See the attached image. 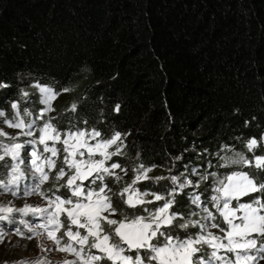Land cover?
Here are the masks:
<instances>
[{
  "label": "trees",
  "instance_id": "1",
  "mask_svg": "<svg viewBox=\"0 0 264 264\" xmlns=\"http://www.w3.org/2000/svg\"><path fill=\"white\" fill-rule=\"evenodd\" d=\"M77 77L76 94L53 112L69 119L60 127L122 134L123 154L108 164L118 162L127 173L115 169L121 179L106 177L113 192L132 183L140 163L154 166L152 179L134 187L165 195L175 188L171 211L179 209L185 222L226 228L210 202V174L223 177L239 168L222 166L221 158L236 152L251 160L245 147L251 138L263 144L264 0H0V83L8 85L0 88V107L16 101L24 85L61 88ZM244 171L264 180L260 169ZM173 176L185 187L173 185ZM127 195L113 196V206L139 214L123 204ZM196 195L199 204L193 203ZM253 197L264 199V193L241 202ZM205 208L215 221L205 219ZM171 231L184 238L199 229Z\"/></svg>",
  "mask_w": 264,
  "mask_h": 264
},
{
  "label": "snow or ice",
  "instance_id": "2",
  "mask_svg": "<svg viewBox=\"0 0 264 264\" xmlns=\"http://www.w3.org/2000/svg\"><path fill=\"white\" fill-rule=\"evenodd\" d=\"M5 87L8 85L0 83V88ZM34 87L39 103L43 106L36 112L34 119L28 107L21 111L20 102L12 103L11 117L0 110V122L8 128L20 130L18 135L13 136L0 128V162H4L0 163V167L8 170L0 173V190L13 196L19 195L20 184L27 178L30 182L25 184L23 195H39L45 200L43 206L26 204L14 208L0 205V222L17 225L11 229V234L29 240L45 236L54 246L43 248V252L59 251L73 257L59 264H259L260 260H264V199L253 197L250 201L241 202L242 197L251 193H264V180L257 183L256 176L244 171H232L223 177L215 172L210 174L215 185V194L211 195L210 202L227 225L222 228L220 223H211V228L219 229L222 233L216 235L207 230L209 225L201 224L199 220L185 222L179 209L171 211L176 203L175 188L168 189L165 195L134 187L138 182L152 179L148 173L154 170V166L146 167L140 163L134 169L132 183L119 193L113 192L105 183L106 177L121 179L114 172L115 169L127 173V168H122L120 163H107L123 154L122 134L117 131L111 137L100 139L101 131L96 128L80 129L72 126L58 129L53 123L54 118L46 119V116L54 111L52 102L60 93L54 90V86L36 83ZM60 91L67 92L68 89L62 88ZM22 96L28 98L29 93L22 92ZM76 108L77 105L73 103L71 110L75 111ZM119 110L120 105L117 104L115 111ZM39 121L43 123L39 124ZM20 136L32 139L19 142ZM93 140L95 144L90 143ZM261 142L264 143V135ZM57 144L62 145V148H57ZM257 146L255 138L245 145L249 152ZM97 156L100 158L96 159ZM221 159L223 167L243 165L264 171V155H254L250 160L243 153L236 152L235 158L226 156ZM8 160L14 163H7ZM57 160L61 163L58 170ZM22 165L25 167L22 168ZM51 172H55L54 177L50 176ZM65 176L68 178L63 184L57 183L54 191L49 190L51 195L42 190V186L50 179L59 182ZM201 179L207 180L208 176ZM85 180L89 181L87 189ZM97 181L100 182L98 185ZM171 181L173 185L179 183L180 188L185 187L176 176L171 177ZM61 188L66 189V192L57 195ZM125 194L128 195L123 204L131 209L139 208V214H128L123 207L113 206L112 197H124ZM149 196L152 199H146ZM156 201H163V204L155 209L145 207ZM233 201H236L234 207ZM200 202V196L196 195L193 203ZM205 211L206 220L217 219L210 210L205 208ZM13 213L31 215L39 218L40 222L17 219ZM117 213L120 219L114 218ZM177 220L182 222L175 223ZM189 227L198 228L199 231L191 234L186 232L184 238L173 235L171 231ZM8 235L9 232L0 227V243ZM205 248L211 249V252L206 253ZM221 252L225 255H221ZM228 253L232 255L228 256ZM18 264L55 262L45 256L35 261L21 260Z\"/></svg>",
  "mask_w": 264,
  "mask_h": 264
},
{
  "label": "rangeland",
  "instance_id": "3",
  "mask_svg": "<svg viewBox=\"0 0 264 264\" xmlns=\"http://www.w3.org/2000/svg\"><path fill=\"white\" fill-rule=\"evenodd\" d=\"M78 80H79V77L73 79L67 86L61 87V88L57 87L52 82H41L39 84L54 86V90L56 92L60 93L57 96V98L54 99L53 102H52V107L55 108V106L57 104H59L61 102H65L67 100L70 101L71 98H73V95L76 94V92H77V86H75V85L78 82ZM34 85H33V88L32 87L29 88V87L24 85L22 87L21 92H20L19 98L16 101H13V102H20V108H21L22 112H23V109L25 107H28L30 111H33V108H35L36 112L41 107H43L39 103V96L36 94L37 93V89H36V87H34ZM62 88H67L68 91L67 92H61L60 90ZM25 91L29 93V97L28 98H24L22 96V92H25ZM26 99H27V103H25ZM13 102L9 103L7 108L0 107V110L5 111L9 117H11L12 114H13V110L11 108V105H12ZM32 118L34 119L35 116H33ZM47 118H54L53 119V123L56 125V127L58 129L64 130V129L70 128L69 126L68 127H65V126H63V127L61 126L60 127L59 125H60V123H62V120L69 122V119L66 120L64 118H62V119L58 118L53 111L47 114L46 119ZM68 122H65V123L69 124ZM38 123L42 124L43 121H39ZM0 128H2L3 131H5V132H7V133H9L10 135H13V136L18 135L19 132H20L19 129L8 128L2 122H0ZM83 129H86V128H83ZM37 135H39V133H37ZM105 137H110V136H103L101 134L100 139H103ZM30 139H32V137L20 136L19 137V142H24L25 140H30ZM49 143L51 144V142H49ZM90 143L95 144L96 141L93 140V141H90ZM262 145H264V143L263 144H258L257 147H255L251 152H249V153L252 154V158H253L254 155L255 156L264 155V152L262 154L259 152L261 150V148H262ZM39 147H42V146H39ZM56 147L57 148H62V145L57 144ZM111 150L112 149H109V151H111ZM23 154L24 153H22V155ZM245 156L247 157L248 155L245 154ZM62 158H63V153L61 152L60 159H62ZM99 158H100L99 156L96 157V159H99ZM233 158H235V154L233 155ZM7 163H14V162L8 160ZM107 163H109V161ZM237 166L239 168H237V169L235 168L233 171H244V168L246 167V166H243V165H237ZM21 167L24 168L25 165H22ZM60 167H61L60 160H57L56 170H58ZM66 171H68V170L66 169ZM69 175H71V172H69ZM50 176L54 177L55 176V172H51ZM67 178H68V176H65L64 179L59 181V182H56L53 179H50L47 183H45L42 186V190L43 191H48L47 193L49 195H51L52 192L49 191V190L54 191L55 190L54 185H56L57 183L63 184L64 181L67 180ZM29 182L30 181L27 178L21 182L20 189H19V191H20L19 195L13 196L11 193H5V192L0 193V205H4V206L11 205L14 208H19V207H22V206H24L26 204L27 205H32V206H43L45 204V200L41 196H39V195L24 196L23 195L24 186H25V184H28ZM77 182L79 183V181H77ZM186 183H188V182H186ZM257 183H259L258 179H257ZM92 187H95V185H92ZM63 190L66 192V189H63ZM56 194L60 195L62 193L61 192H57ZM251 194H253V193H251ZM251 199H253V198H251ZM13 215H15L17 217V219H24V220L30 221L32 223H39L40 222L39 218L32 217L31 215L22 216V215H20L18 213H13ZM237 215H239V213ZM62 219H63V217H62ZM16 226H17L16 224H6L4 222H0V227H3L5 231L9 232V235L5 237V239H4V241L2 243H0V264H18V262L21 261V260L35 261L38 258L45 257V256L47 258H49L51 261L55 262V264H59V262L65 260V259H72L73 258L70 255H68L67 253H61L59 251L48 252V253L43 252L42 251L43 248H52L54 246L53 242L51 240H48L43 235H41V236H39L37 238L29 240V239L22 238V237H19L17 235L11 234V229L15 228ZM209 228L210 229L208 231H211V232L214 233L215 228H211L210 224H209ZM80 231L83 232V229H81ZM215 234L216 235H222V233L220 231H217ZM25 235L27 236L28 234L25 233ZM205 249H207V250H209L211 252V249H209V248H205ZM105 264H106V262H105Z\"/></svg>",
  "mask_w": 264,
  "mask_h": 264
},
{
  "label": "water",
  "instance_id": "4",
  "mask_svg": "<svg viewBox=\"0 0 264 264\" xmlns=\"http://www.w3.org/2000/svg\"><path fill=\"white\" fill-rule=\"evenodd\" d=\"M87 180L84 181V183L86 182Z\"/></svg>",
  "mask_w": 264,
  "mask_h": 264
}]
</instances>
